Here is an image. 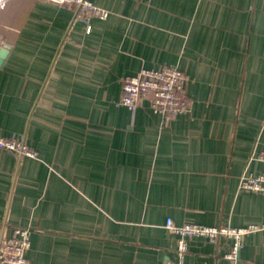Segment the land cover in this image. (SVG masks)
<instances>
[{
  "label": "crops",
  "instance_id": "crops-1",
  "mask_svg": "<svg viewBox=\"0 0 264 264\" xmlns=\"http://www.w3.org/2000/svg\"><path fill=\"white\" fill-rule=\"evenodd\" d=\"M10 0L0 10V241L31 229L32 264H174L176 226L262 227L240 257L264 264V0ZM175 67L191 110L170 120L150 98L119 108L123 82ZM229 241L195 237L184 264H230Z\"/></svg>",
  "mask_w": 264,
  "mask_h": 264
},
{
  "label": "built area",
  "instance_id": "built-area-1",
  "mask_svg": "<svg viewBox=\"0 0 264 264\" xmlns=\"http://www.w3.org/2000/svg\"><path fill=\"white\" fill-rule=\"evenodd\" d=\"M10 0H0V10H4ZM55 5H75L85 15L86 32L92 30V18L106 19L110 11L96 6L90 0H38ZM0 41V45H1ZM187 77L175 67L160 69L143 68L137 75L127 76L123 82V95L118 103L119 108L126 107L134 111L141 100L150 98L155 113L170 120L191 110V102L185 96ZM0 149L14 152L18 156L34 157L35 150L24 140L6 138L0 135ZM258 160L264 162V152ZM240 189L246 192L264 194V173L254 175L247 170L240 177ZM167 228L177 234L178 261L174 264H184L185 255L189 249V241L195 237L208 238L213 242L221 239L229 241V250L225 254L230 264H247L240 257L245 237L262 227H233L230 225L206 226L201 224H186L176 226L172 220L167 221ZM31 247V229L28 227L15 228L11 237H3L0 241V264H32L27 258Z\"/></svg>",
  "mask_w": 264,
  "mask_h": 264
},
{
  "label": "water",
  "instance_id": "water-1",
  "mask_svg": "<svg viewBox=\"0 0 264 264\" xmlns=\"http://www.w3.org/2000/svg\"><path fill=\"white\" fill-rule=\"evenodd\" d=\"M6 55H7V50L4 49L1 55L0 64L2 63V60L6 57Z\"/></svg>",
  "mask_w": 264,
  "mask_h": 264
}]
</instances>
